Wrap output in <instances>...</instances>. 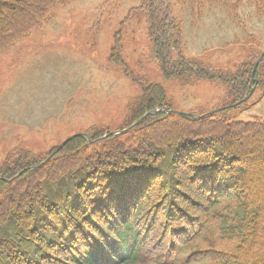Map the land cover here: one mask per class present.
<instances>
[{"label":"trees","instance_id":"1","mask_svg":"<svg viewBox=\"0 0 264 264\" xmlns=\"http://www.w3.org/2000/svg\"><path fill=\"white\" fill-rule=\"evenodd\" d=\"M140 1L133 14L146 18L151 58L167 79L211 78L234 102L254 86L264 94V60L251 78L261 53L255 37L243 42L236 70L205 68L184 56L182 22L172 9L225 7L231 16L251 0ZM59 3L0 0V51L27 37ZM252 3L264 15V0ZM121 54L118 44L111 61L132 75ZM139 84L125 125L161 112L118 138H77L45 166L0 181V264H168L155 247L164 250L169 239L175 252L181 248L170 264H264V123L178 116L169 113L161 85ZM90 131L94 140L107 133ZM41 161L23 153L0 173L12 178Z\"/></svg>","mask_w":264,"mask_h":264},{"label":"rangeland","instance_id":"2","mask_svg":"<svg viewBox=\"0 0 264 264\" xmlns=\"http://www.w3.org/2000/svg\"><path fill=\"white\" fill-rule=\"evenodd\" d=\"M252 1L233 16L209 9L195 20L191 12L186 16L189 8L175 5L176 16L183 20L186 55L211 60L212 53L218 54L219 64L228 67L230 59L222 57L228 43L250 35L264 38V15ZM139 4V0H76L51 7L46 16L55 22L37 26L12 49L0 51V165L21 145L41 153L86 126H108L110 131L122 126L124 114H119L117 105L133 94L131 86L137 87L109 60L112 48L120 43L129 69L162 85L173 110L201 116L233 105L225 86L185 77L167 79L145 59L141 53L147 35L146 45L133 38L143 39L147 20L130 18L131 8ZM240 61L242 53L236 63ZM219 115L229 121L256 117L264 121V100L255 96L243 107Z\"/></svg>","mask_w":264,"mask_h":264},{"label":"water","instance_id":"3","mask_svg":"<svg viewBox=\"0 0 264 264\" xmlns=\"http://www.w3.org/2000/svg\"><path fill=\"white\" fill-rule=\"evenodd\" d=\"M263 57H264V53H263L262 56L260 57V59H259L257 65L260 64V63L262 62Z\"/></svg>","mask_w":264,"mask_h":264}]
</instances>
